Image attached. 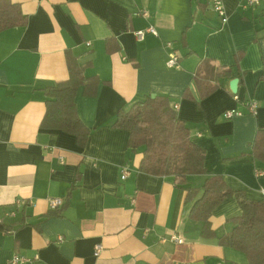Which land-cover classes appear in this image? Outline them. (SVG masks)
<instances>
[{
  "label": "crops",
  "instance_id": "crops-1",
  "mask_svg": "<svg viewBox=\"0 0 264 264\" xmlns=\"http://www.w3.org/2000/svg\"><path fill=\"white\" fill-rule=\"evenodd\" d=\"M11 1L27 22L0 32V264L15 254L25 264H248L244 253L201 236L185 199L187 188L219 175L248 200L264 201V163L252 155L264 128V3L222 0V22L212 0ZM141 11L148 15H135ZM149 25L156 35L137 40L135 31ZM109 39L118 45L112 53ZM166 42L177 67L166 65ZM67 53L99 79L95 95L80 87L74 98L90 131L83 147L73 134L40 126L46 90L68 78ZM201 59L232 72L206 97L193 85ZM155 96L178 105V118L204 150L205 174L180 180L139 171L142 149L130 150L129 132L113 123L119 110ZM230 109L242 114L225 118ZM123 166L130 169L124 179ZM49 198L64 203L51 209ZM240 212L234 195L225 198L211 229L229 231L228 219Z\"/></svg>",
  "mask_w": 264,
  "mask_h": 264
},
{
  "label": "trees",
  "instance_id": "trees-1",
  "mask_svg": "<svg viewBox=\"0 0 264 264\" xmlns=\"http://www.w3.org/2000/svg\"><path fill=\"white\" fill-rule=\"evenodd\" d=\"M26 22L19 4L0 0V32L23 27ZM105 49L112 53L118 45L109 39L105 42ZM66 58L68 78L46 90V108L40 126L73 134L76 143L83 147L90 131L77 115L74 98L80 87L85 95H95L99 79L84 74L89 64H81L69 53ZM231 75L230 69L217 66L209 59H201L194 70L193 85L199 97H206L222 86L221 80ZM113 127L129 132L127 146L130 150L142 149L139 171L150 175H173L180 180L205 174L204 150L192 141L190 129L178 118L167 97L147 98L131 104L126 110H119ZM252 155L264 163V128L257 130ZM186 190V203H192L189 218L202 223L203 238L215 239L223 247L244 253L248 264H264V201L248 200L243 193L230 189L219 175L206 177L199 188ZM199 190L202 193L197 197ZM232 195L241 212L228 219L230 230L218 235L211 229L209 219L215 207Z\"/></svg>",
  "mask_w": 264,
  "mask_h": 264
},
{
  "label": "built area",
  "instance_id": "built-area-1",
  "mask_svg": "<svg viewBox=\"0 0 264 264\" xmlns=\"http://www.w3.org/2000/svg\"><path fill=\"white\" fill-rule=\"evenodd\" d=\"M243 5L244 7L246 6H254V5H258L261 3H264V0H243ZM212 8L214 11H216L218 13V15L221 17L222 22H226L228 17L226 15V11L224 8V4L222 0H212ZM135 15H141V16H147V12L146 11H141V12H136ZM152 33L156 35V30L153 26L149 25L146 29L143 30H137L135 31L134 35L135 38L137 40H142L144 38L145 33ZM166 47H168V49H170L168 51L167 54V60H166V65L170 68H174L178 66V60L179 57L177 55V53L175 52L174 49H172V44L170 42H166L165 44ZM178 107L177 104H174V108L176 109ZM245 108L248 112L250 113H255L256 111V103L254 101H248L245 103ZM242 111L240 109H230V110H225L223 112V116L225 118H230L233 115H241ZM130 173V169L127 166H123L122 170H121V178L124 179L125 177H127ZM256 175L259 176L261 175L260 171H256ZM22 201L17 200L15 203L16 204H20ZM64 201L60 198H49L48 199V204L50 206L51 209H58L59 207H61L63 205ZM172 240L176 241V242H181V238H179L178 236L175 235H171L170 237ZM102 249V246L100 244H96L94 247V256H98L100 254V251ZM29 262V259L24 257V256H20V255H13L12 258L8 261V264H25Z\"/></svg>",
  "mask_w": 264,
  "mask_h": 264
},
{
  "label": "water",
  "instance_id": "water-1",
  "mask_svg": "<svg viewBox=\"0 0 264 264\" xmlns=\"http://www.w3.org/2000/svg\"><path fill=\"white\" fill-rule=\"evenodd\" d=\"M230 90L233 94L237 93V87H238V79L234 78L229 82Z\"/></svg>",
  "mask_w": 264,
  "mask_h": 264
},
{
  "label": "rangeland",
  "instance_id": "rangeland-1",
  "mask_svg": "<svg viewBox=\"0 0 264 264\" xmlns=\"http://www.w3.org/2000/svg\"><path fill=\"white\" fill-rule=\"evenodd\" d=\"M170 68V67H169Z\"/></svg>",
  "mask_w": 264,
  "mask_h": 264
}]
</instances>
